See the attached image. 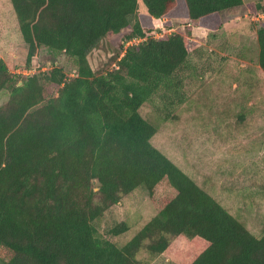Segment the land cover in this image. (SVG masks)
Segmentation results:
<instances>
[{
  "label": "trees",
  "instance_id": "obj_1",
  "mask_svg": "<svg viewBox=\"0 0 264 264\" xmlns=\"http://www.w3.org/2000/svg\"><path fill=\"white\" fill-rule=\"evenodd\" d=\"M27 46V68L41 48L73 60L76 77L57 67L13 75L0 61V264H142L141 251L174 264H264L256 237L152 144L163 121L188 101L194 44L173 33L177 21L216 32L244 0H10ZM248 15L264 13V0ZM156 22L159 25H156ZM256 30L264 73V24ZM129 29L117 69L96 75L88 55ZM31 71V70H28ZM58 87V96L48 90ZM144 188L157 215L123 247L96 222L124 196ZM98 189V190H96ZM130 226L110 230L119 236ZM184 247L172 253L174 240Z\"/></svg>",
  "mask_w": 264,
  "mask_h": 264
},
{
  "label": "rangeland",
  "instance_id": "obj_2",
  "mask_svg": "<svg viewBox=\"0 0 264 264\" xmlns=\"http://www.w3.org/2000/svg\"><path fill=\"white\" fill-rule=\"evenodd\" d=\"M222 15L224 26L207 32L192 22L177 21L173 33L186 36L195 47L186 75L188 101L176 119L163 121L148 105L140 109L142 117L158 127L152 144L179 166L200 187L243 223L256 237L264 234V73L258 65L256 30L264 16L248 15L247 4ZM156 25H159L156 22ZM129 29L105 37L88 55L96 75L117 69L118 61L130 45L124 43ZM28 49L10 0H0V61L13 75H35L52 67L64 71L68 79L76 77L73 60L41 48L27 68ZM31 70V71H28ZM51 86L48 96H58ZM9 101V92H0V107ZM157 215L147 191L142 187L111 207L96 222L101 238L123 247ZM126 222L130 229L117 237L110 235L116 225ZM184 244L172 242V253ZM142 264H174L169 257L139 254Z\"/></svg>",
  "mask_w": 264,
  "mask_h": 264
},
{
  "label": "built area",
  "instance_id": "obj_3",
  "mask_svg": "<svg viewBox=\"0 0 264 264\" xmlns=\"http://www.w3.org/2000/svg\"><path fill=\"white\" fill-rule=\"evenodd\" d=\"M261 15H263L264 16V13H261L259 16H261ZM264 19V18H263ZM134 41H136V40H134Z\"/></svg>",
  "mask_w": 264,
  "mask_h": 264
},
{
  "label": "water",
  "instance_id": "obj_4",
  "mask_svg": "<svg viewBox=\"0 0 264 264\" xmlns=\"http://www.w3.org/2000/svg\"><path fill=\"white\" fill-rule=\"evenodd\" d=\"M96 190H98V189H96Z\"/></svg>",
  "mask_w": 264,
  "mask_h": 264
}]
</instances>
